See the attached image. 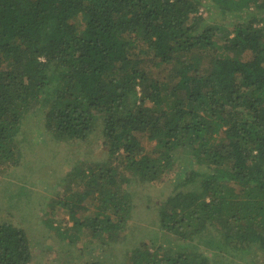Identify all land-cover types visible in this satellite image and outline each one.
I'll return each mask as SVG.
<instances>
[{"label":"trees","instance_id":"1","mask_svg":"<svg viewBox=\"0 0 264 264\" xmlns=\"http://www.w3.org/2000/svg\"><path fill=\"white\" fill-rule=\"evenodd\" d=\"M101 127L105 161L80 155L47 176L65 190L43 216L61 250L84 244L95 264H214L215 250L176 249L214 233L264 264V0H0V185L20 165L21 134L71 151ZM164 183L147 205L159 238L136 242L134 189ZM32 197L19 204L27 222ZM59 206L71 226L55 225ZM7 215L0 264H33L31 228Z\"/></svg>","mask_w":264,"mask_h":264},{"label":"rangeland","instance_id":"2","mask_svg":"<svg viewBox=\"0 0 264 264\" xmlns=\"http://www.w3.org/2000/svg\"><path fill=\"white\" fill-rule=\"evenodd\" d=\"M227 18L228 16L221 14L215 24L224 25ZM31 119L33 118L30 117L29 120ZM101 130L102 127L97 130L98 132H94L91 135V139L87 142L83 144L80 143V148L77 146L78 144L74 145L71 151L63 147L62 144H59V146L56 144L46 145L45 143L35 140L34 137L32 139H30V137L26 138V134H21L19 136L18 141L21 151L20 165L7 177L4 188L0 185V220L7 218V213L9 214L10 211H13L17 216L9 218V220H11L14 225L20 223V225L31 228L29 235L34 256L33 264H95V257H93L92 253L88 251L86 247H83L84 244L77 243V246L67 245L64 250H61L62 246L57 240L56 233L49 230L47 225L44 224L43 219L45 217L43 216L44 212L49 210L52 197L57 199L65 194L64 188L62 186L52 185L47 176H61V174L62 176H66L65 173L71 170L73 161L75 164L77 161H81L80 155L83 158L82 160L89 165L107 159L108 148L105 145V139ZM32 133L34 134V132ZM186 154L188 153L179 151L177 155L189 159V156L186 157ZM70 160H72L71 163L68 162ZM59 162H61L60 166H56ZM50 164L52 165L49 167L48 165ZM188 164L191 168L204 169L203 166L197 165L194 162ZM181 172L182 170L180 168L179 173ZM176 174H178V171L169 174L170 182H168V184L170 183V186L167 189H172L176 185L175 182L178 179H176L174 183L171 182ZM65 178L66 177H64V180H66ZM2 180L3 178H0V182ZM202 181L203 178L201 183ZM63 182L67 186V183L65 181ZM198 183H200L199 180H197V184ZM164 186L165 183L161 185H146L144 188L138 187L134 189L140 191L137 196L138 198L134 197L135 217L133 220L137 222V225L134 226L130 232L131 238L135 237L136 242L159 238V234L157 233L158 221L155 214V221L153 217L152 219L149 217L147 205L154 204L155 200L153 199L160 196L163 192H166V195H168L169 192L166 191V186ZM188 188H192V184H190ZM3 189L4 191H2ZM57 192H59V195L55 196ZM29 193L33 196L32 204L34 207V209H30L29 212L35 214V216L38 213V218L27 222L26 217H24L27 212H24L22 210L23 208L21 209L19 207V204L23 200H27V195ZM56 211H58V213L55 215L57 219L55 225H58V223L62 226L72 225L63 206L57 207ZM203 237L204 238L196 240L193 246L189 245L184 247V244H188L177 242L176 249L181 253H196L204 256L208 255L209 249L215 250L216 255L210 259L214 264H252L248 256L241 258L234 251L223 248L225 246L223 241L220 238H216L214 233H205ZM128 245H130L129 249L134 247L132 241L130 244L128 243ZM122 255L123 252L120 253L118 259L122 257ZM122 258H120V260H122Z\"/></svg>","mask_w":264,"mask_h":264}]
</instances>
